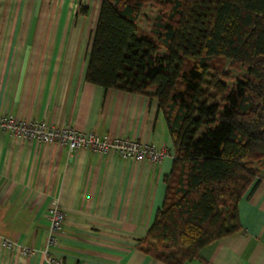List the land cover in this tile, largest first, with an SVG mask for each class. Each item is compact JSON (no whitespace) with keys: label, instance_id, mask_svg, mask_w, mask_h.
I'll return each mask as SVG.
<instances>
[{"label":"crops","instance_id":"obj_1","mask_svg":"<svg viewBox=\"0 0 264 264\" xmlns=\"http://www.w3.org/2000/svg\"><path fill=\"white\" fill-rule=\"evenodd\" d=\"M54 24L0 21V116L128 138L170 156L134 162L0 134V264H44L47 211L55 205L65 221L53 256L63 264H164L138 250L172 169L164 116L149 96L87 83L91 42L86 49L82 37L60 35ZM237 211L240 230L184 264H264L263 178L254 179Z\"/></svg>","mask_w":264,"mask_h":264},{"label":"trees","instance_id":"obj_2","mask_svg":"<svg viewBox=\"0 0 264 264\" xmlns=\"http://www.w3.org/2000/svg\"><path fill=\"white\" fill-rule=\"evenodd\" d=\"M160 3L151 38L138 29L145 0H100L85 80L156 100L174 159L138 250L184 264L240 230L237 205L257 177L248 162L264 165V0ZM212 58L244 66L245 77L228 88Z\"/></svg>","mask_w":264,"mask_h":264},{"label":"built area","instance_id":"obj_3","mask_svg":"<svg viewBox=\"0 0 264 264\" xmlns=\"http://www.w3.org/2000/svg\"><path fill=\"white\" fill-rule=\"evenodd\" d=\"M0 134L24 139L33 143L45 145L58 144L66 146L69 151H89L101 155L114 154L123 160L134 162L147 161L158 164L169 157L165 150H157L150 145H141L128 138L111 139L107 135H98L94 132L76 131L72 127H58L44 121H22L9 115L0 116ZM174 159V155L172 156ZM47 236L41 251L44 264H63L53 256L65 221V214L56 205L47 211ZM8 249L20 248L12 243L3 242ZM22 254L28 255L31 251L20 248Z\"/></svg>","mask_w":264,"mask_h":264},{"label":"rangeland","instance_id":"obj_4","mask_svg":"<svg viewBox=\"0 0 264 264\" xmlns=\"http://www.w3.org/2000/svg\"><path fill=\"white\" fill-rule=\"evenodd\" d=\"M99 0H0V21L12 22L20 25L26 22H55V26L60 35L68 34L80 36L88 48L92 34L95 29V22ZM163 0H145L144 8L138 22L139 33L143 36L153 38V24L158 9ZM84 9V16L78 14V10ZM16 23V24H15ZM21 30L14 28L13 31ZM17 35V34H16ZM159 53L164 54L163 49ZM212 68L211 73H215L228 88H232L238 79H243L246 75L244 66L221 58H212L209 61ZM251 162V161H250ZM253 171L257 172V177L264 179V165L260 163H250Z\"/></svg>","mask_w":264,"mask_h":264}]
</instances>
